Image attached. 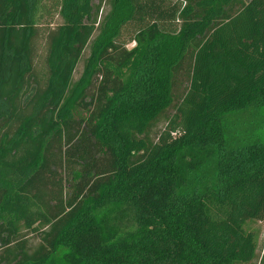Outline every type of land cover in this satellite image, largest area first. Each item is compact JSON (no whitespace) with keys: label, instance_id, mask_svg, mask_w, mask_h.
Wrapping results in <instances>:
<instances>
[{"label":"trees","instance_id":"16d2710c","mask_svg":"<svg viewBox=\"0 0 264 264\" xmlns=\"http://www.w3.org/2000/svg\"><path fill=\"white\" fill-rule=\"evenodd\" d=\"M263 220L264 0H0V264H252Z\"/></svg>","mask_w":264,"mask_h":264},{"label":"rangeland","instance_id":"374dc122","mask_svg":"<svg viewBox=\"0 0 264 264\" xmlns=\"http://www.w3.org/2000/svg\"><path fill=\"white\" fill-rule=\"evenodd\" d=\"M58 22V20L56 21ZM133 28V27H130ZM126 38H128V35H126ZM134 44V42H129L128 43V47H132ZM44 53V48L43 51L41 52V55ZM88 55V51L85 53L84 57H86ZM83 62H81V64L78 66L76 73H75V78H78L82 72L83 69ZM184 83L186 84V79L184 78V75L179 76V81H178V85H177V91L178 93H182L184 90ZM180 111L176 112L172 122L166 124L164 120H162L159 124H157V126L155 127L156 131H159L160 129L163 130L160 140H159V144L164 143L166 141H169L171 137L175 136V130L174 128L176 127V124L178 122V117L180 115ZM251 227L256 229V231L259 232V244H258V251H257V258L255 259V261L252 264H260V260L261 257L264 253V220L263 221H256L254 223L251 224ZM32 235L30 234V239H31V244H37L38 240L33 237H31Z\"/></svg>","mask_w":264,"mask_h":264}]
</instances>
